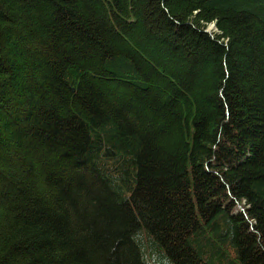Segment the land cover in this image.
I'll return each mask as SVG.
<instances>
[{"label":"trees","instance_id":"trees-1","mask_svg":"<svg viewBox=\"0 0 264 264\" xmlns=\"http://www.w3.org/2000/svg\"><path fill=\"white\" fill-rule=\"evenodd\" d=\"M0 264H264V0H0Z\"/></svg>","mask_w":264,"mask_h":264},{"label":"rangeland","instance_id":"rangeland-1","mask_svg":"<svg viewBox=\"0 0 264 264\" xmlns=\"http://www.w3.org/2000/svg\"><path fill=\"white\" fill-rule=\"evenodd\" d=\"M212 28H213V27H211V26L209 27V29H212Z\"/></svg>","mask_w":264,"mask_h":264},{"label":"water","instance_id":"water-1","mask_svg":"<svg viewBox=\"0 0 264 264\" xmlns=\"http://www.w3.org/2000/svg\"><path fill=\"white\" fill-rule=\"evenodd\" d=\"M211 27H214V24H212Z\"/></svg>","mask_w":264,"mask_h":264}]
</instances>
